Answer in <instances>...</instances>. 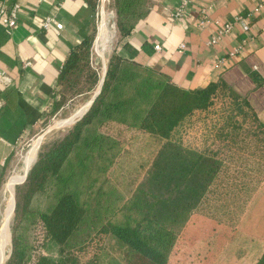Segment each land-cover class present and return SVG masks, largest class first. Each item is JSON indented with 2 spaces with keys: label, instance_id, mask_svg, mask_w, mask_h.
I'll return each instance as SVG.
<instances>
[{
  "label": "trees",
  "instance_id": "16d2710c",
  "mask_svg": "<svg viewBox=\"0 0 264 264\" xmlns=\"http://www.w3.org/2000/svg\"><path fill=\"white\" fill-rule=\"evenodd\" d=\"M89 2L98 12L100 0ZM111 3L118 39L107 62L101 92L66 134L41 143L24 187L17 192L19 222L12 226L13 248L6 264H100L107 244L124 264H170L192 216L205 212L203 208L211 200L236 196V171L227 164L221 148L200 150L174 135L187 124L206 122L221 103L227 107L237 104L241 97L221 82L182 88L165 71L119 52L117 44L132 34L150 5L147 0ZM96 33L97 24L66 59L41 127L47 126L73 97L92 91L90 100L97 90L102 75L91 60ZM240 108L243 119L226 113L215 124L213 134L221 143L233 139L239 149L247 148L264 162V123L253 111ZM126 132L133 134L126 137ZM136 134L156 144L148 163L141 164L144 172L130 192L127 202L131 203V214L121 220L123 209L114 208L118 201L103 206L111 184L108 180L98 184L99 175L115 163L123 142L130 145ZM95 157L99 174L88 179L91 197L83 198L87 186L81 185L85 180L80 179L90 173ZM37 200L44 204L36 205ZM36 215L43 235L39 251L31 256L17 230L22 220ZM255 264H264V250Z\"/></svg>",
  "mask_w": 264,
  "mask_h": 264
},
{
  "label": "crops",
  "instance_id": "0c3cea01",
  "mask_svg": "<svg viewBox=\"0 0 264 264\" xmlns=\"http://www.w3.org/2000/svg\"><path fill=\"white\" fill-rule=\"evenodd\" d=\"M8 1L10 6L17 3L19 10L14 30L7 32L0 26V70L10 79L7 83L0 81V204L3 191L7 193L5 184L15 170V151L21 142L36 134L66 59L96 25V13L89 0ZM179 1L153 0L132 34L119 41L118 51L165 71L185 89L224 83L241 97L238 104L253 111L264 123V8L250 19L252 27L248 32L236 24L215 46L207 44L215 25H198L202 10L229 21L238 14L246 16L264 0H194L182 20L171 21L168 9H174ZM47 15L56 18V28H42ZM103 19L108 34L100 37L98 46L96 36L94 51L102 62H107L115 31L108 19ZM182 42L187 47L180 51ZM156 44L160 50L155 49ZM240 45L242 49L232 63L217 64L219 57ZM26 62L31 64L26 66Z\"/></svg>",
  "mask_w": 264,
  "mask_h": 264
},
{
  "label": "rangeland",
  "instance_id": "374dc122",
  "mask_svg": "<svg viewBox=\"0 0 264 264\" xmlns=\"http://www.w3.org/2000/svg\"><path fill=\"white\" fill-rule=\"evenodd\" d=\"M147 3L150 5L153 0H147ZM101 5L102 1L100 0L97 11H99ZM105 10L107 16H111L109 19L110 26H113V29L115 26V36L107 54L108 62L117 43L118 31L116 28V12L111 0H106ZM98 19L99 15L96 12L97 27ZM96 36L93 41L91 60L93 66L103 76L104 64L100 60L99 53L97 56L96 51H94ZM84 87L88 88L89 85L86 84ZM92 93V91H86L73 97L56 116L49 120L47 126H40L36 134L21 142L15 151V170H13L5 184L7 193H5V190L3 191V200L0 204V231L3 223L1 215L4 216L6 204L8 203L9 208H11L9 219L10 243L8 244L7 257L0 264H6L12 252V226L17 224L16 214L18 213L17 192L24 187L27 179L24 181V173L31 165L33 166L40 151L41 143L61 138L68 132L73 123L54 128L44 137H42L43 132L53 124L62 125L79 117L83 112L82 106L89 101V96ZM228 106L223 107L221 103L217 109L212 111V115L206 122L197 120L194 123L187 124L182 129L179 128L174 135L176 139L183 141L186 145L200 150L209 147L221 148L227 164L231 166L232 171H236L235 182H237V187L235 198L211 200L203 208L205 212L192 216L189 224L179 237L176 249L170 258V264H255L264 250V162L258 161L259 159L252 156L247 148L239 149L233 139L221 143L216 139V133L213 134L215 124H219L217 122L223 120L224 114L235 113L236 116L243 119L241 115L243 111L238 103H230ZM132 134V132H126L125 136L128 137ZM131 140L130 145L128 142H123L121 153L116 156L115 163L106 172L102 171L104 174L99 175L100 180L98 182V184L102 182L107 184L104 180H108L111 184L107 187L109 195L105 194L108 196L102 204L106 208L111 201H118V205H114V208L123 209V213L121 212L119 217L121 220L127 214H131V203L127 202L130 192L136 184V180L144 172V167L141 168V164L146 165L148 163L152 153L151 150H153L151 148L156 144L153 139L139 134H136V137ZM34 146L37 147V151L35 156L30 158ZM96 160L97 157L91 162L90 173L92 172V174L88 173L84 179H80L85 180L81 185L87 186L90 182L88 179L99 174L95 170ZM13 177L15 178L14 181ZM89 189V186L85 188L86 192L83 198L91 197L88 193ZM126 202L127 205L125 206ZM92 203L95 204L96 202ZM35 204L42 206L44 203L37 200ZM37 218L38 215H36V218L32 216L28 220H22L20 225L18 223L17 233L22 238L24 245L28 247L31 256L39 251L43 235L42 225ZM107 246L101 255L100 264H124L121 256L114 252L110 245L107 244Z\"/></svg>",
  "mask_w": 264,
  "mask_h": 264
},
{
  "label": "built area",
  "instance_id": "2783aa9c",
  "mask_svg": "<svg viewBox=\"0 0 264 264\" xmlns=\"http://www.w3.org/2000/svg\"><path fill=\"white\" fill-rule=\"evenodd\" d=\"M194 0H180L178 5L174 9H168V16L171 21H180L187 14L192 2ZM264 8V3L255 6L246 16L238 14L233 20L223 21L220 18L212 17L209 15L208 10H202L198 25L201 28H206L209 25H215V30L211 34L207 41L210 46H215L219 44L225 36L230 34L236 24H239L243 31L248 32L251 29V18L258 15ZM18 10L19 5L17 3L10 6L8 0H0V26H4L7 32H11L18 24ZM56 18L53 15H47L42 20V28L48 30L51 28H56ZM187 47L185 42L179 45V50L183 51ZM156 50H160L161 46L159 44L155 45ZM242 46L233 48L228 54L218 58L217 64L219 66H227L232 63L236 58L237 54L241 51ZM31 62H26L25 65H30ZM0 81L9 82L10 79L4 75L0 70Z\"/></svg>",
  "mask_w": 264,
  "mask_h": 264
},
{
  "label": "bare ground",
  "instance_id": "6f19581e",
  "mask_svg": "<svg viewBox=\"0 0 264 264\" xmlns=\"http://www.w3.org/2000/svg\"><path fill=\"white\" fill-rule=\"evenodd\" d=\"M101 1H102V5H101V7H100V9L98 11V15H99V20L98 21L99 22H98V27H97L98 31H97L96 46H98L97 44H98V41L100 40V37H102V38L106 37L107 34H108V32H107V28L108 27L106 26L105 21H104L103 18H107L108 21H109V19L111 17V16H107V13H106V10H105V2L106 1L105 0H101ZM110 28L112 30V26H110ZM114 36H115V33L113 34V37ZM36 151H37V147L34 146L32 152L30 154V158H33L35 156ZM14 179H13V181H14ZM10 212H11V210H10L9 204H8L6 206V208H5L4 216L2 217L3 218V223H2V228H1V231H0V250H1L0 263H2L5 260V258L7 257L8 248H9L8 244L10 243V237H11L10 220H9L10 219Z\"/></svg>",
  "mask_w": 264,
  "mask_h": 264
},
{
  "label": "water",
  "instance_id": "95a60500",
  "mask_svg": "<svg viewBox=\"0 0 264 264\" xmlns=\"http://www.w3.org/2000/svg\"><path fill=\"white\" fill-rule=\"evenodd\" d=\"M106 1V0H105ZM104 3V2H103ZM104 64V73H103V76H102V79H101V82L97 88V90L95 91L94 95L92 96V98L84 105L82 106L83 108V112L82 114L77 117L76 119H74L73 121L71 122H67L65 124H62V125H56V124H53L51 126H49L42 134V137H44L48 132H50L52 129L54 128H58V127H61V126H64V125H68V124H71V123H74L76 122L80 117L83 116V114L90 108V106L92 105V103L94 102V100L96 99V97L98 96V94L101 92V89H102V86H103V83H104V80H105V77H106V74H107V66H106V62H103ZM32 167V165L27 169V171L24 173V181L25 179L27 178V175L29 173V170L30 168ZM23 181V182H24ZM15 206H16V201H15Z\"/></svg>",
  "mask_w": 264,
  "mask_h": 264
}]
</instances>
